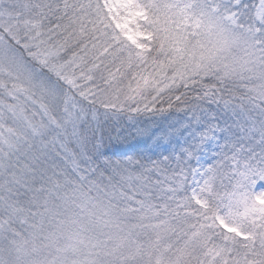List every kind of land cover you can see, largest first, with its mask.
<instances>
[{"label": "snow or ice", "instance_id": "obj_1", "mask_svg": "<svg viewBox=\"0 0 264 264\" xmlns=\"http://www.w3.org/2000/svg\"><path fill=\"white\" fill-rule=\"evenodd\" d=\"M0 264H264V0H0Z\"/></svg>", "mask_w": 264, "mask_h": 264}]
</instances>
